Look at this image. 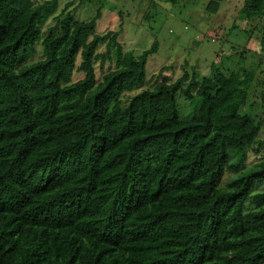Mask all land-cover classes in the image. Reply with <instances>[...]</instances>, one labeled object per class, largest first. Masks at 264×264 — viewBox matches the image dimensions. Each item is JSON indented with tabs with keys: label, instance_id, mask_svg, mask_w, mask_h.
I'll use <instances>...</instances> for the list:
<instances>
[{
	"label": "trees",
	"instance_id": "obj_1",
	"mask_svg": "<svg viewBox=\"0 0 264 264\" xmlns=\"http://www.w3.org/2000/svg\"><path fill=\"white\" fill-rule=\"evenodd\" d=\"M55 8L0 0V264H264L257 68L143 89L156 44L124 51L122 28ZM238 20L264 22V0Z\"/></svg>",
	"mask_w": 264,
	"mask_h": 264
},
{
	"label": "rangeland",
	"instance_id": "obj_2",
	"mask_svg": "<svg viewBox=\"0 0 264 264\" xmlns=\"http://www.w3.org/2000/svg\"><path fill=\"white\" fill-rule=\"evenodd\" d=\"M48 1L34 0V3ZM210 1L181 0L171 6L164 0H56L51 16H59L68 5L65 14H70L75 23L94 22L97 35L122 28L118 42L124 51L135 54L156 44V53L146 61L143 89L151 88L164 77L175 81L185 74L188 81L193 77L201 81L210 76L212 65H218L224 72L257 68L251 92L261 96L264 53L260 50L259 29L264 22L238 20L246 0H219L215 14L206 9ZM52 18L47 26L52 25ZM96 75L99 79L97 71ZM141 90H135L133 95ZM176 104L182 121L193 117L197 110V106L180 95Z\"/></svg>",
	"mask_w": 264,
	"mask_h": 264
},
{
	"label": "water",
	"instance_id": "obj_3",
	"mask_svg": "<svg viewBox=\"0 0 264 264\" xmlns=\"http://www.w3.org/2000/svg\"><path fill=\"white\" fill-rule=\"evenodd\" d=\"M264 25V24H263Z\"/></svg>",
	"mask_w": 264,
	"mask_h": 264
}]
</instances>
